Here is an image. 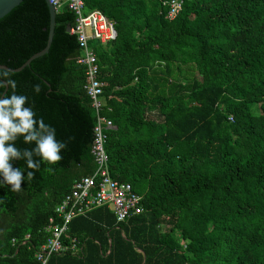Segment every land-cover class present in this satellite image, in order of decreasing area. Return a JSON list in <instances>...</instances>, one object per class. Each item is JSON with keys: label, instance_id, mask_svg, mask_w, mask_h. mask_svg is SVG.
Here are the masks:
<instances>
[{"label": "trees", "instance_id": "16d2710c", "mask_svg": "<svg viewBox=\"0 0 264 264\" xmlns=\"http://www.w3.org/2000/svg\"><path fill=\"white\" fill-rule=\"evenodd\" d=\"M82 1L117 32L90 42L103 83L97 111L67 4L48 52L16 72L46 45L50 12L45 0H22L0 18V65L28 97L23 107L66 143L51 171L41 164L21 191L0 188V264H39L55 208L95 170L97 114L113 124L109 175L131 184L143 211L117 222L100 206L73 218L63 239L82 252L47 264H264V0H181L173 19L172 0ZM14 146L21 157L9 163L25 176L23 151L34 145L18 136Z\"/></svg>", "mask_w": 264, "mask_h": 264}, {"label": "built area", "instance_id": "2783aa9c", "mask_svg": "<svg viewBox=\"0 0 264 264\" xmlns=\"http://www.w3.org/2000/svg\"><path fill=\"white\" fill-rule=\"evenodd\" d=\"M55 12L63 2L67 4L75 20L70 28V33L76 36L81 55L78 63L85 66L87 83L84 88L91 100V107L95 111L102 105L100 95L103 83L98 79V66L96 56L90 42L106 43L117 35L111 21L99 10L84 12L82 0H48ZM181 0H172L169 4L167 17L173 19L180 11ZM111 120L97 114V121L93 127L91 153L94 156L95 170L92 174L83 176L72 184V188L55 208L58 219H49L45 227L47 233L44 242L35 252L39 264H47L52 254H80L82 247L78 240L73 238L63 239L71 220L77 216L85 215L93 208L109 206L117 222H125L133 215L143 211L142 197L137 194L130 183L119 182L109 175L107 154L104 146L107 139L105 130L111 129ZM182 246L185 247L184 242Z\"/></svg>", "mask_w": 264, "mask_h": 264}, {"label": "clouds", "instance_id": "9594fccd", "mask_svg": "<svg viewBox=\"0 0 264 264\" xmlns=\"http://www.w3.org/2000/svg\"><path fill=\"white\" fill-rule=\"evenodd\" d=\"M14 76L11 69L0 67V90L7 84L9 92L0 98V188L10 185V190L21 191V180L31 181L33 171H37L41 164L49 167L62 159L61 150L66 148V143L56 139L55 129L46 124L42 118L36 116L31 107H23L28 97L17 94V83L8 77ZM39 85H33V91L39 92ZM22 137L25 144L32 143L34 146L23 151L24 169L26 175L22 176L21 167L13 168L9 161L12 158H20L21 152L14 146L17 138ZM38 157L34 160L32 157Z\"/></svg>", "mask_w": 264, "mask_h": 264}, {"label": "water", "instance_id": "95a60500", "mask_svg": "<svg viewBox=\"0 0 264 264\" xmlns=\"http://www.w3.org/2000/svg\"><path fill=\"white\" fill-rule=\"evenodd\" d=\"M21 1L22 0H0V18L3 17L5 14H7L12 8L17 6ZM45 1L47 3V6H48V9L50 12V24H49V32H48V38H47L46 45L44 46L43 49L32 54L29 58H27L26 61L21 66L15 68V69H12L15 72L19 71L23 67L29 65L32 60H34L37 57H40L43 54L48 52V49H49V46L51 44L52 37H53V31H54V25H55V11L53 9V6L48 2V0H45ZM67 30L69 31L70 28L67 27ZM0 67H3L5 69H9L8 67H6L4 65H0ZM5 88H7V84H5Z\"/></svg>", "mask_w": 264, "mask_h": 264}, {"label": "crops", "instance_id": "0c3cea01", "mask_svg": "<svg viewBox=\"0 0 264 264\" xmlns=\"http://www.w3.org/2000/svg\"><path fill=\"white\" fill-rule=\"evenodd\" d=\"M81 256V255H80ZM74 257V256H73ZM68 257L67 256H60L59 257V260L62 262V261H67L66 259H67Z\"/></svg>", "mask_w": 264, "mask_h": 264}]
</instances>
